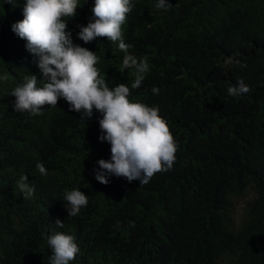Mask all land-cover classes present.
Segmentation results:
<instances>
[{"label":"trees","instance_id":"obj_1","mask_svg":"<svg viewBox=\"0 0 264 264\" xmlns=\"http://www.w3.org/2000/svg\"><path fill=\"white\" fill-rule=\"evenodd\" d=\"M158 2L131 0L122 26L128 54L149 65L137 89L135 69L120 71L119 41L79 38L95 0L65 17L108 86L125 83L131 101L158 108L179 145L173 167L148 184L112 175L105 185L95 178L98 161L111 160L102 113L81 118L63 98L42 115L15 110L14 89L32 74L38 87L44 81L12 30L26 0H0V264H50L54 233L75 237L70 264H264V0ZM241 79L250 91L230 96ZM25 175L35 188L28 198L18 184ZM74 189L88 204L70 217L65 195Z\"/></svg>","mask_w":264,"mask_h":264},{"label":"clouds","instance_id":"obj_2","mask_svg":"<svg viewBox=\"0 0 264 264\" xmlns=\"http://www.w3.org/2000/svg\"><path fill=\"white\" fill-rule=\"evenodd\" d=\"M79 7L80 0H26L24 18L13 24L12 30L27 41V50L38 58L44 83L38 87L37 75L26 77V82L12 92L16 97L15 110L42 115L45 106L56 107L63 98L71 110L82 113L81 118L90 119L94 109L102 113L100 139L111 144V160L98 161L100 170L95 178L105 185L112 175L146 185L157 173L173 167L179 145L158 108L131 101L130 88L125 83L110 88L96 67L99 60L96 53L73 44L65 17H75ZM170 7L169 0H159L156 4L158 9ZM91 11L93 18L87 26H81L79 38L85 43L98 37L113 43L119 41V50L125 52L120 71L135 69L131 88H139L149 65L146 58L138 60L128 54L131 45L122 37V26L132 11L131 0H95ZM226 63L231 64L232 59ZM0 79L6 80L7 76ZM152 91L159 93L155 87ZM227 91L236 97L248 93L250 88L241 79ZM37 168L41 174H47L43 164L38 163ZM18 184L25 198L34 194L35 188L28 183V176H23ZM65 200L70 205V217L78 215L88 204V196L79 189L66 192ZM55 223L61 228L64 226L59 219ZM47 239L53 252L50 264H70L76 259L80 249L73 235L54 233Z\"/></svg>","mask_w":264,"mask_h":264},{"label":"rangeland","instance_id":"obj_3","mask_svg":"<svg viewBox=\"0 0 264 264\" xmlns=\"http://www.w3.org/2000/svg\"><path fill=\"white\" fill-rule=\"evenodd\" d=\"M243 203H244V202H243ZM243 203H241V204L238 205V207H237L238 215L242 212V209H243V206H244Z\"/></svg>","mask_w":264,"mask_h":264}]
</instances>
